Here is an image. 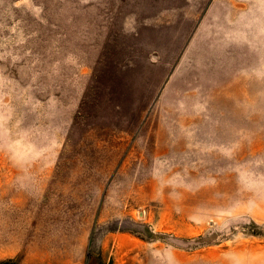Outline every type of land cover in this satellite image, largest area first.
I'll list each match as a JSON object with an SVG mask.
<instances>
[{
  "label": "rangeland",
  "instance_id": "obj_1",
  "mask_svg": "<svg viewBox=\"0 0 264 264\" xmlns=\"http://www.w3.org/2000/svg\"><path fill=\"white\" fill-rule=\"evenodd\" d=\"M0 264H264V0H0Z\"/></svg>",
  "mask_w": 264,
  "mask_h": 264
}]
</instances>
